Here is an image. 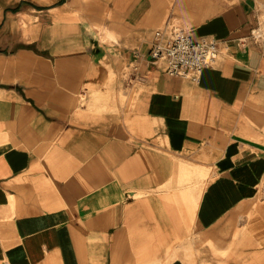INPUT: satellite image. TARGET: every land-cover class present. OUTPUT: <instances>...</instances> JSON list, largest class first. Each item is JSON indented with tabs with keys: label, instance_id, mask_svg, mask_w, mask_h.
Here are the masks:
<instances>
[{
	"label": "crops",
	"instance_id": "1",
	"mask_svg": "<svg viewBox=\"0 0 264 264\" xmlns=\"http://www.w3.org/2000/svg\"><path fill=\"white\" fill-rule=\"evenodd\" d=\"M263 13L0 0V264H264ZM172 27L219 44L197 81L150 58Z\"/></svg>",
	"mask_w": 264,
	"mask_h": 264
},
{
	"label": "built area",
	"instance_id": "2",
	"mask_svg": "<svg viewBox=\"0 0 264 264\" xmlns=\"http://www.w3.org/2000/svg\"><path fill=\"white\" fill-rule=\"evenodd\" d=\"M166 32H155L150 58L164 60L168 74L197 81L202 71L217 61L219 44L216 40L193 39L186 30L179 27L169 28ZM263 33L258 26L252 31V37L258 41L264 37Z\"/></svg>",
	"mask_w": 264,
	"mask_h": 264
},
{
	"label": "rangeland",
	"instance_id": "3",
	"mask_svg": "<svg viewBox=\"0 0 264 264\" xmlns=\"http://www.w3.org/2000/svg\"><path fill=\"white\" fill-rule=\"evenodd\" d=\"M260 27L262 28L263 32H264V13L262 14V16L260 17ZM264 34V33H263ZM264 36V35H263Z\"/></svg>",
	"mask_w": 264,
	"mask_h": 264
}]
</instances>
